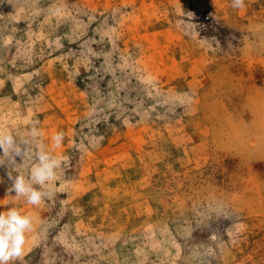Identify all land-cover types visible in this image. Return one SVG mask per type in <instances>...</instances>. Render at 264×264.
I'll use <instances>...</instances> for the list:
<instances>
[{"label": "rangeland", "instance_id": "374dc122", "mask_svg": "<svg viewBox=\"0 0 264 264\" xmlns=\"http://www.w3.org/2000/svg\"><path fill=\"white\" fill-rule=\"evenodd\" d=\"M0 133L10 264H264V0H0Z\"/></svg>", "mask_w": 264, "mask_h": 264}, {"label": "clouds", "instance_id": "9594fccd", "mask_svg": "<svg viewBox=\"0 0 264 264\" xmlns=\"http://www.w3.org/2000/svg\"><path fill=\"white\" fill-rule=\"evenodd\" d=\"M232 7L240 9L244 7V0H232ZM64 138L63 132L56 133L52 140L56 147H60ZM11 135L4 136L0 133V148L5 144L12 145ZM19 155V149H16ZM40 164L33 167L30 177L26 180L23 175H17L12 180L9 191H14L16 197H23L26 203L39 206L48 197V184L56 180L55 169L62 164V159L41 151L39 153ZM39 185V188L33 185ZM34 218L29 214H23L18 208L11 207L9 210L0 212V264H10L20 257L24 252L28 233L34 230Z\"/></svg>", "mask_w": 264, "mask_h": 264}]
</instances>
